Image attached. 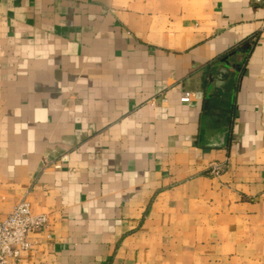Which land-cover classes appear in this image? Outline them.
<instances>
[{
    "label": "crops",
    "instance_id": "crops-1",
    "mask_svg": "<svg viewBox=\"0 0 264 264\" xmlns=\"http://www.w3.org/2000/svg\"><path fill=\"white\" fill-rule=\"evenodd\" d=\"M23 196L21 264H264V0H0V217Z\"/></svg>",
    "mask_w": 264,
    "mask_h": 264
},
{
    "label": "built area",
    "instance_id": "built-area-1",
    "mask_svg": "<svg viewBox=\"0 0 264 264\" xmlns=\"http://www.w3.org/2000/svg\"><path fill=\"white\" fill-rule=\"evenodd\" d=\"M194 95L191 91H184L180 100L188 103ZM65 160H68V155H63L52 165L61 168ZM224 168V164L213 163L209 171L214 176H219ZM48 225L49 216L46 213H34L25 196L18 200L5 217H0V264H21L25 254L35 244L30 234L41 231Z\"/></svg>",
    "mask_w": 264,
    "mask_h": 264
}]
</instances>
